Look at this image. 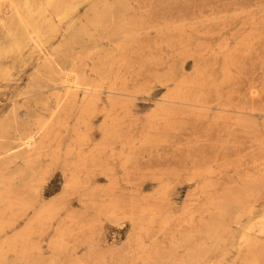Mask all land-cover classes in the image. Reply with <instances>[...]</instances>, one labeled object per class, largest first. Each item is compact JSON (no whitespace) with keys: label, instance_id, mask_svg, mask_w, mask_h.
Returning a JSON list of instances; mask_svg holds the SVG:
<instances>
[{"label":"rangeland","instance_id":"374dc122","mask_svg":"<svg viewBox=\"0 0 264 264\" xmlns=\"http://www.w3.org/2000/svg\"><path fill=\"white\" fill-rule=\"evenodd\" d=\"M0 249L264 264V0H0Z\"/></svg>","mask_w":264,"mask_h":264},{"label":"bare ground","instance_id":"6f19581e","mask_svg":"<svg viewBox=\"0 0 264 264\" xmlns=\"http://www.w3.org/2000/svg\"><path fill=\"white\" fill-rule=\"evenodd\" d=\"M26 4V3H25ZM39 4V3H38ZM115 8V7H114ZM15 9V8H14ZM30 9V8H29ZM31 10V9H30ZM117 11V10H116ZM113 12H115L114 10H113ZM37 13V12H36ZM108 13V12H107ZM117 13V12H116ZM105 14H106V12H105ZM104 14V16L106 17V15ZM103 15V14H102ZM113 15V14H112ZM111 15V16H112ZM31 16V15H30ZM17 17V16H16ZM19 17V16H18ZM17 17V18H18ZM104 17V18H105ZM109 17H110V15H109ZM108 17V18H109ZM103 18V17H102ZM104 18H103V20H104ZM101 19V18H100ZM120 19V18H119ZM21 20V19H20ZM20 20H18V21H20ZM102 20V21H103ZM111 20H112V17H111ZM101 20L99 21L100 22V25H102L101 24V22H102ZM105 21V20H104ZM21 22V21H20ZM19 22V23H20ZM22 23V22H21ZM104 23V22H103ZM112 24V23H111ZM115 24V23H114ZM52 26V25H51ZM111 26V25H110ZM36 29V28H35ZM95 29V28H94ZM87 30V29H86ZM27 31V30H26ZM36 31H38V30H36ZM76 31V30H75ZM89 31V30H88ZM95 31H97V30H95ZM38 32H40V31H38ZM34 34H38L37 32H33ZM33 33H32V36H33ZM27 34H28V32H27ZM43 34V33H42ZM47 34V33H46ZM80 36V35H79ZM115 36V35H114ZM117 36V35H116ZM122 36V35H121ZM29 37H31V35L29 36ZM38 37V36H37ZM43 38V37H42ZM117 38V37H116ZM91 39V38H90ZM100 40V39H99ZM70 42H72V41H70ZM110 43V42H109ZM35 44V43H34ZM16 47V46H15ZM18 48V47H17ZM39 49V48H38ZM68 53V52H67ZM57 64V63H56ZM50 67H51V65H50ZM45 71V70H44ZM49 71V70H48ZM66 72V71H65ZM49 74H47V76L48 75H50V72H48ZM71 73V72H70ZM70 73H65L64 75H63V77H64V83H65V85H66V87H68V88H71V89H73L74 87H75V80L73 81V79H74V74L73 75H71ZM53 74H55V73H53ZM46 76V75H45ZM46 76V77H47ZM46 77H44V78H46ZM37 78H35V80H36ZM47 79V78H46ZM49 80H50V78H48ZM51 79L52 80H54V79H56V78H53V76H51ZM60 79V78H59ZM49 80H48V82L46 81V83H49ZM45 81V80H44ZM43 81V82H44ZM55 81V80H54ZM32 82V81H31ZM45 83V84H46ZM41 84V83H40ZM48 85V84H47ZM57 85V84H56ZM59 85V84H58ZM62 85H64V84H62ZM54 87V86H53ZM80 87V86H79ZM77 88V87H76ZM41 90V89H40ZM37 91V90H36ZM28 92V91H27ZM33 100V99H32ZM45 100V99H44ZM15 103V102H14ZM27 107V106H26ZM7 121H9V120H7ZM26 122V121H25ZM9 126V125H8ZM25 126V125H24ZM23 126V127H24ZM29 127V126H28ZM29 129V128H28ZM14 132V131H13ZM15 137V136H14ZM23 137V136H22ZM31 138H33V135L32 134H30V133H28V134H25V136L22 138V142H21V144H24V145H27V144H29L30 142H32V140H31ZM31 144V143H30ZM11 148V147H10ZM11 150V149H10ZM5 152V151H4ZM13 155V154H12ZM21 160V159H20ZM11 161H13V160H11ZM6 162V161H5ZM8 163V162H7ZM14 164V163H13ZM20 167V166H19ZM15 168V167H14ZM14 168H12L13 170H14ZM37 170V169H36ZM30 171V170H29ZM14 173V172H13ZM35 173V172H34ZM34 175V174H33ZM36 177V176H35ZM26 178V177H25ZM22 180V179H21ZM21 180H19V181H21ZM249 204V203H248ZM43 205V204H42ZM31 207H33V206H31ZM30 208V207H29ZM260 219V218H259ZM258 219V220H259ZM256 221H257V219H256ZM231 224V223H230ZM7 236V235H6ZM3 241V243H5L4 242V240H2ZM4 245V244H3ZM251 247V246H250ZM2 249V248H1ZM0 249V250H1ZM32 249V248H31ZM10 252V251H9ZM0 253H1V251H0ZM16 257V256H15ZM4 259H5V257H4ZM6 260V259H5ZM4 260V261H5ZM1 261H3V259L1 260ZM3 261V262H4ZM13 263V262H12ZM28 263V262H27ZM62 263V262H61ZM2 264V263H1ZM9 264V263H8Z\"/></svg>","mask_w":264,"mask_h":264}]
</instances>
